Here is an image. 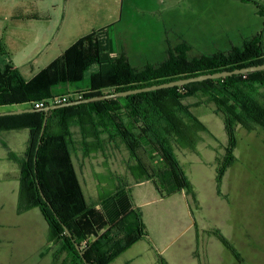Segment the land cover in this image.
<instances>
[{"label": "trees", "instance_id": "16d2710c", "mask_svg": "<svg viewBox=\"0 0 264 264\" xmlns=\"http://www.w3.org/2000/svg\"><path fill=\"white\" fill-rule=\"evenodd\" d=\"M251 3L264 17L257 3ZM258 37L241 47L194 57L188 55L191 48L181 43L179 48L167 47L163 61L135 67L124 54L109 55L99 32L92 31L30 77L9 63L0 67V112L36 109L37 102L44 107L55 105L51 100L65 95L71 102L264 65V47L257 44ZM86 74L84 88L69 90L82 83ZM190 98L196 102L186 104ZM11 105L14 109L4 108ZM199 105L213 107L229 134L237 126L264 131V71L57 108L46 115L36 111L0 116V132L29 133L23 154H8L19 169L16 211L22 214L37 208L41 212L47 224L51 264H110L136 242L151 243L131 187L150 182L161 199L174 194L192 196L175 149L193 150L199 134L207 131L191 109ZM120 147L128 156L126 171L131 182L113 174L104 163L108 183L98 182L97 200L88 203L75 157L107 159L111 149ZM224 169L217 170L215 177L219 195ZM93 174L97 181L103 178L102 173ZM101 185L109 187L107 192L102 193ZM212 234L238 260L220 232L213 230Z\"/></svg>", "mask_w": 264, "mask_h": 264}, {"label": "rangeland", "instance_id": "374dc122", "mask_svg": "<svg viewBox=\"0 0 264 264\" xmlns=\"http://www.w3.org/2000/svg\"><path fill=\"white\" fill-rule=\"evenodd\" d=\"M252 1L264 12V0ZM35 4L48 19L21 27L24 42L11 47L7 55L0 54V67L11 60L25 78L60 55V40L66 30L99 32L109 55L124 54L139 67L163 61L169 53L167 47L179 48L181 43L191 48L188 55L192 57L241 47L258 36L257 44L264 47V21L251 4L237 0H0V14L21 7L26 11ZM142 20L152 24H140ZM2 25L9 28L11 22L0 21ZM133 35V41L139 44L155 43L152 40L159 36L164 46L135 51L131 46ZM87 82L88 74L82 83L68 88H84ZM195 102L193 98L185 100L186 104ZM4 108L12 110L14 106ZM191 109L207 131L199 134L200 141L193 150L175 149V154L193 194L184 195V203L180 196L153 201L151 183L135 187L136 201V193L142 191L144 225L151 243L143 244L147 254L135 247L127 256L142 254L136 264H161L158 256L165 264H264V131L237 126L229 134L213 107L199 105ZM16 134L13 140L2 133L0 141L20 156L23 144L19 143L20 133ZM127 158L123 147L111 149L107 159L94 156L83 160L79 154L75 157L88 203L97 200L98 182L108 179L104 163L113 174L131 182ZM222 168L225 171L219 195L215 177ZM0 170L6 172L0 173V181L6 180L0 183V264H51L52 255L46 248L47 224L39 209L15 213L18 167L0 160ZM93 172L102 173L103 178L95 180ZM100 187L102 193L109 188ZM213 230L220 232L238 260L212 234Z\"/></svg>", "mask_w": 264, "mask_h": 264}, {"label": "crops", "instance_id": "0c3cea01", "mask_svg": "<svg viewBox=\"0 0 264 264\" xmlns=\"http://www.w3.org/2000/svg\"><path fill=\"white\" fill-rule=\"evenodd\" d=\"M237 1H239V0H237ZM247 4H251L254 7L255 11L257 12L255 6L252 3H247ZM0 16H2V19H0V21H6V22L10 21L11 22V26L9 28L6 27L5 25H2L0 27V54H2V56H4L3 54H5V55L9 54L8 52L11 51V47L12 48L13 47H18L19 44L24 42V40L22 39V36L20 34L21 27L27 26V25H32L33 23L45 22L48 19V15L44 11H42L40 9H37L36 4L33 6V8H31L29 10L25 11V9H22V7L21 8H16V9L13 8L12 12H9L7 15L6 14H0ZM260 17H261L262 21H264V17H262V16H260ZM144 23L152 24V22L150 20H142L140 22V24H144ZM76 26H79V23H77ZM85 34H87V33L79 32L77 30H72L70 32L68 30H66L65 31V35L60 40V44H61L62 47H60L58 54H61L62 50H64L67 47H69L73 42H75L76 39H78L79 37H81V36H83ZM134 39H136L135 35H133V37H132V45H131L132 49L135 50V51H138V50L141 51V50H146V49H149V48H154V47H159V46L163 47L164 46L163 38H161L159 36L157 38L155 37L154 40H152V41H156L155 43H140L139 44V43H135L133 41ZM36 40L37 39L31 40V41H36ZM147 40H149V35L148 34H147V37H146V41ZM112 51H114V50H112ZM123 53H126L128 55V53L126 51L123 52ZM129 60L132 63L131 58H129ZM8 62H9V64H11V66L16 67L12 63L11 60H9ZM5 64H8V63H5ZM132 65L135 66V67H139L138 65H134L133 63H132ZM2 133L10 136L11 139H13V140L16 139V135H17L16 133H20L19 134L20 135L19 136V138H20V142L19 143L23 144V148H22V154H23V152H24V150L26 148V144H27L28 139H29L28 131L27 130H20V131L0 132V135ZM9 153L15 154L9 145H7L5 143H2L0 141V156H1L0 160H4V161H7V162H13V164H15L17 166V164L14 161L9 159V157H8ZM18 171H19V169H18ZM0 173L6 174L5 171H1V170H0ZM16 180L18 181V184H19V176H18V178ZM4 181H6V180H2V181H0V183L4 182ZM148 183H150V182H142V183L133 185L131 187L132 198H133L135 204L140 207V210L142 212V216H144L143 215V213H144L143 212V200H142L143 197L141 195L142 191L139 190L138 193H136L138 198H139V201H136L135 196H134L135 193L133 192L134 191L133 189L135 187H141V186H143L145 184H148ZM151 187H153V191H154V195H152L149 192V194L152 195V200L153 201H160L159 199H161V198H159L156 190L154 189V186L152 185ZM175 196L183 197L182 198L183 199L182 200L183 203H184V200L186 201V199H184V194H174V195H172V196H170L168 198H165V200L166 199H171L172 197H175ZM13 207L15 208V213H17L16 212V207H17L16 201L14 202V206ZM143 221L145 223L144 219H143ZM150 238H151V236H150ZM144 243H147V245H149V242L146 241V240L138 241L135 244H133L128 250H126L124 253H122L120 256H118L110 264H136L138 262V260H140L142 254H140V253L139 254H131L132 256H127V255H129L128 253H131V251H133V249L135 247H140L141 251L144 250V253L147 254L148 251L146 249V246L145 247L143 246ZM119 259H122V260L120 261Z\"/></svg>", "mask_w": 264, "mask_h": 264}, {"label": "water", "instance_id": "95a60500", "mask_svg": "<svg viewBox=\"0 0 264 264\" xmlns=\"http://www.w3.org/2000/svg\"><path fill=\"white\" fill-rule=\"evenodd\" d=\"M257 71H264V65L249 66V67H245V68H241V69H235L233 71H223L220 73L199 75L196 77L171 81V82H167V83H163V84H159V85H153V86L144 87V88L127 90V91H123V92H116V93L106 94L103 96L91 97V98H87V99L74 100V101L66 102V103H62V104L49 105V106H46V107L39 109V110H37V109H19V110L7 111V112H0V116L19 115L22 113L36 112V111H42L46 115L49 111L57 109V108L73 106V105H78V104H82V103L102 101V100L118 98V97H126L129 95H135V94L144 93V92H151V91H158V90H163V89H168V88H173V87H179V86L187 85L189 83L201 82V81H205V80H214V79H219V78L230 77L233 75H244V74L257 72ZM43 125H44V123H43ZM43 125H42L41 131H40V136H41L42 131H43Z\"/></svg>", "mask_w": 264, "mask_h": 264}, {"label": "built area", "instance_id": "2783aa9c", "mask_svg": "<svg viewBox=\"0 0 264 264\" xmlns=\"http://www.w3.org/2000/svg\"><path fill=\"white\" fill-rule=\"evenodd\" d=\"M69 95L68 96H60V97H56L54 99L51 100V103L52 104H61V103H64V102H67L68 99H69ZM44 107V104L42 102H37L34 104V108L36 109H41Z\"/></svg>", "mask_w": 264, "mask_h": 264}]
</instances>
